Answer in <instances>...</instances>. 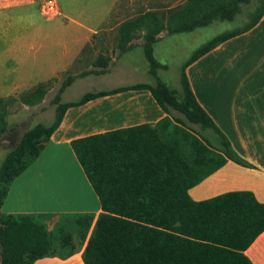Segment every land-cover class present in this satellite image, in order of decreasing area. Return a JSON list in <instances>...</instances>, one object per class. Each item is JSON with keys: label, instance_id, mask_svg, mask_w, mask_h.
<instances>
[{"label": "trees", "instance_id": "trees-1", "mask_svg": "<svg viewBox=\"0 0 264 264\" xmlns=\"http://www.w3.org/2000/svg\"><path fill=\"white\" fill-rule=\"evenodd\" d=\"M247 8L249 20L241 28L213 37L185 62L182 93L158 75L160 69L167 68L154 54L159 28L145 33L143 45L153 83L90 91L77 100L63 101L62 94L77 77L69 75L63 80L53 99L54 120L37 122L25 131L0 167L2 264H34L46 256L66 259L78 250L75 238L79 237L86 242L84 264H253L245 251L264 232V202L250 190L229 191L204 200H194L189 194L228 159L244 166L249 163L198 102L186 67L219 43L255 26L264 14V0H188L182 23L168 31L191 32L215 20H233ZM150 22L144 15L121 24V47L130 49L135 30ZM110 62V56L101 54L95 68L80 76L105 74ZM42 84L23 94L21 101L27 105L41 102L47 93ZM133 89H148L166 115L156 124L143 123L71 141L99 197L102 211L98 215L58 214L50 228L45 214L1 213L11 183L39 156L69 108ZM8 126L5 101L0 98V136Z\"/></svg>", "mask_w": 264, "mask_h": 264}, {"label": "crops", "instance_id": "crops-1", "mask_svg": "<svg viewBox=\"0 0 264 264\" xmlns=\"http://www.w3.org/2000/svg\"><path fill=\"white\" fill-rule=\"evenodd\" d=\"M187 1L142 0L140 3L139 0H129L126 5L127 2L116 0L103 15L62 17L57 25L63 32H42L33 37L34 40H46V45L50 41L63 47L54 58L46 56L52 63L49 69L52 75L46 80L78 64L80 54L86 48L95 51L118 40L115 46L120 50L117 52L122 54L133 50L137 45L132 40L130 49L121 47L120 26L138 15L136 6H151L147 11L154 10L157 18L161 17V12L169 11L167 20H173L174 14L170 10L187 5ZM128 7L131 9L129 14ZM117 8L119 13H116ZM60 14L46 18L52 20ZM248 15L247 8L245 15L241 13L247 17H242L243 22L249 20ZM109 50L113 54V47ZM115 61L112 57L108 72ZM186 74L198 102L225 133L234 150L249 163L244 166L228 159L222 167L192 187L190 196L194 200H204L229 191L250 190L260 202H264V14L251 29L219 43L188 65ZM142 82L147 81L136 83ZM165 115L148 89L126 90L69 108L39 156L11 183L1 213L98 215L102 211L99 197L71 141L143 123L156 124ZM85 245L79 253L66 259L46 256L34 264H84L82 252ZM245 253L253 264H264V232ZM77 256L79 260H75Z\"/></svg>", "mask_w": 264, "mask_h": 264}, {"label": "rangeland", "instance_id": "rangeland-1", "mask_svg": "<svg viewBox=\"0 0 264 264\" xmlns=\"http://www.w3.org/2000/svg\"><path fill=\"white\" fill-rule=\"evenodd\" d=\"M46 1L0 0V98L5 101L6 119L9 123L8 131L0 136V167L7 153L18 144L25 131L37 122L51 123L54 120L56 104L53 103V99L63 80L69 75L77 78L62 94L63 101L77 100L86 92L113 89L138 81L153 83L154 78L148 73L149 63L143 45L145 33L159 28L160 32L157 36L159 41L155 45L154 54L158 60L167 65V68L160 69L158 75L170 87L182 93L183 66L198 47L218 34L241 28L245 23L242 17L247 18L240 14L233 20H215L195 31L169 33V27L182 23L180 16L186 4L170 10L174 14L173 20H167L170 17L167 16L169 11L161 12V17L157 18L154 10L147 11L148 8H152L151 6H136L138 15L134 19L146 15L151 22L142 24L133 33L132 42L137 45L133 47V50L122 54L117 52L120 50L119 46H115L118 40L109 45V48L101 46L95 51L86 48L82 51V55L80 54L78 64L46 80L52 75L49 70L52 63L47 61L46 56L54 58L62 52L63 47L50 41L46 45V40H34V35L42 32L61 33L63 30L57 22L62 20V17L103 15L106 13V8L116 0H56L59 6L58 12L61 14L52 20L46 17H53L59 13L54 14L44 9ZM122 1L129 5V0ZM127 9L129 14L131 9L129 7ZM116 13H119L118 8ZM245 14L246 10L243 12V15ZM162 34L167 35L160 39L159 36ZM33 42L36 43L29 45ZM110 47H113V54L109 50ZM101 54L116 60L110 71L106 74L91 73L81 77L82 72L95 68L93 62ZM41 83H44L42 85L47 90L44 99L35 105L24 104L21 96L33 91ZM176 114L180 115L177 112ZM192 127L199 130L198 125L192 124ZM51 166L54 165L51 164ZM56 218L57 216H49L45 219L50 228ZM75 241L78 247L76 253H79L86 242L80 237L75 238ZM75 260H79V256Z\"/></svg>", "mask_w": 264, "mask_h": 264}, {"label": "built area", "instance_id": "built-area-1", "mask_svg": "<svg viewBox=\"0 0 264 264\" xmlns=\"http://www.w3.org/2000/svg\"><path fill=\"white\" fill-rule=\"evenodd\" d=\"M44 9H46L47 11H50L51 13H59L58 9H59V6L56 2V0H47L44 4Z\"/></svg>", "mask_w": 264, "mask_h": 264}, {"label": "water", "instance_id": "water-1", "mask_svg": "<svg viewBox=\"0 0 264 264\" xmlns=\"http://www.w3.org/2000/svg\"><path fill=\"white\" fill-rule=\"evenodd\" d=\"M2 255H1V252H0V264H2Z\"/></svg>", "mask_w": 264, "mask_h": 264}]
</instances>
